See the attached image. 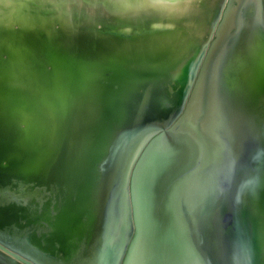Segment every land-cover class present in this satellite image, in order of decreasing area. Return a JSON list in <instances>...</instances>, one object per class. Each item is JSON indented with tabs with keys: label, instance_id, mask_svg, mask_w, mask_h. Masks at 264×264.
<instances>
[{
	"label": "water",
	"instance_id": "1",
	"mask_svg": "<svg viewBox=\"0 0 264 264\" xmlns=\"http://www.w3.org/2000/svg\"><path fill=\"white\" fill-rule=\"evenodd\" d=\"M247 17L264 44V0H0V72L27 66L20 90L44 83L46 99L67 98L51 135L53 107L27 126L39 156L25 154V169L0 165L1 262L264 264V96L251 88V107L233 105L236 84L221 72ZM159 44L171 47L148 59ZM152 62L173 79L155 76L160 92L146 108L139 91L151 81L139 71ZM111 68L131 73V104L108 109L96 97ZM81 78L93 89L78 103ZM128 105L132 117L145 113L116 134L109 124Z\"/></svg>",
	"mask_w": 264,
	"mask_h": 264
},
{
	"label": "bare ground",
	"instance_id": "2",
	"mask_svg": "<svg viewBox=\"0 0 264 264\" xmlns=\"http://www.w3.org/2000/svg\"><path fill=\"white\" fill-rule=\"evenodd\" d=\"M247 15L250 16V13ZM246 22L247 24L245 23L243 32L239 38L231 44L229 51L224 56V61L221 66V72L223 75H225L224 77L227 78L228 82L231 81L232 83L237 84L236 88L238 87L239 83L242 82L243 77L245 78L246 76H249L248 73L253 68V64L250 61H252V59L255 60L256 58L258 61H260V59L264 60V56H262V53L260 52L264 49V44L259 35L261 33L257 32V27L255 28L252 25L251 28L252 21L250 17H247ZM90 33L93 36V39L91 40L93 41L95 39L100 43L101 38H98L97 30H90ZM84 43L86 42H83V44ZM112 46L113 44H111L110 48H108L112 54H118V52L122 50V47L120 46H117V50L111 48ZM125 55L126 54H122L121 56L124 58ZM123 58H121V60H123ZM0 66H5V64L0 62ZM256 68L258 67L256 66ZM33 73L34 71L32 70L30 72L27 66L19 67L15 71H12L9 68L6 72H0V165L3 163H9L10 166H13L11 163L13 162L17 168L25 169L26 167L24 163L27 160L25 154L32 155V158L39 156L38 149L41 147L42 143H36V140H34L36 143L35 145L28 143V138L29 141H31L38 137V135H36L34 131H32V133H28L27 131L29 130L27 129V126L34 122H36L37 126H40V123H42L41 119H43V117H41L42 112L48 113L50 108L53 107L51 111L52 115L49 116L51 120L49 119L50 124L48 126V131H50L51 135V133L54 132L57 120L59 121L58 115L61 114V106L64 104V101H66L65 99H67L65 98V92L63 93V96L59 95V97L57 96V93H48L53 96L51 99L49 97L46 99V94H44L46 92L44 83L37 85L40 87H35L32 85L30 96H28L27 91L20 90L19 88L22 87L21 85H24V82L27 83L28 81L29 83L27 76L29 74L32 76ZM15 77L19 79H16L15 81ZM261 77L262 76H256L254 81H257ZM13 81L15 83H13ZM57 100L59 101L57 102ZM236 101L238 103L240 102L238 99ZM23 132L28 134L25 135ZM28 144H30V147L32 148V150H30L31 154L29 151L20 150L18 148L19 146L26 148ZM0 168L1 173L2 166ZM34 224H36V221H31V225L34 226ZM28 231L29 229H27L25 233L26 238L28 241H31V238L27 236ZM31 243L35 245L33 242ZM36 249H38V247H35L34 250ZM91 263L104 264L100 261Z\"/></svg>",
	"mask_w": 264,
	"mask_h": 264
},
{
	"label": "rangeland",
	"instance_id": "3",
	"mask_svg": "<svg viewBox=\"0 0 264 264\" xmlns=\"http://www.w3.org/2000/svg\"><path fill=\"white\" fill-rule=\"evenodd\" d=\"M170 47H171V45H167V44L166 45L159 44L158 46L152 45L151 49L148 52H146V55L148 56V59L152 60L154 56H156V55L161 56L164 53H166ZM252 61H250V62L253 64V68L248 73L249 76L242 78V82L239 83V85H238L239 88H236V91L234 92V95L237 98L234 97V100L232 101L233 105H237V106L240 105V107H242V108L245 106L247 107V104H249L248 107H251L253 104V103H251L250 100L247 101V99H244L246 97V95H245L246 92H251V88H252L253 94L257 95L256 97L258 100L261 98L259 96V94L264 96V66H263L264 63L262 62L263 59H260V61H258L256 58L255 60L252 59ZM163 62H165V61H161L160 64ZM256 66L258 68H256ZM155 67L156 66L152 62V64H150L148 67H146L144 69H140V71H139L141 74L145 75L146 78H150L151 82L148 84L147 88L148 87L152 88L155 84V82L153 81L155 76L157 74L165 71V69L158 70ZM155 69H157V70H155ZM130 75H131V73H129V71H124V73L122 74L121 72H118V71L116 72L114 70H113V72L111 71L108 73L107 78H105V76H106L105 75L102 79V86L100 83L97 87L98 93H97L96 97L100 98L99 102L101 103V100L104 99L107 101V103L111 102L114 106L120 108V107L126 105V103L131 104L132 99H137L138 94L134 91L133 87L132 86H130V87L128 86V88L125 87V84L130 79ZM256 76H262V77L259 78L257 81H254V78ZM159 77L161 80H164L165 83H167L168 80L171 83L172 78H168L169 75L166 76L163 73H161V75ZM167 78H168V80H167ZM257 82H259V83H257ZM92 89H93V86L90 82L86 81L83 78L78 79V84H77V90L78 91L76 90L77 91L76 95L78 97V103H79V101H81V99L83 97H85L84 95L90 93L92 91ZM242 92H243V94H242ZM237 99H238V101H240L239 103L236 101ZM135 102H136V100L133 101V103H135ZM259 102H262L264 104V101H259ZM242 103L244 106L242 105ZM132 107H133L132 105H128L126 112L124 109L123 113H124V115H126V119L132 117L131 113H129L130 111L133 110ZM262 117H263L262 120H264V116H262ZM131 120L132 119L128 120V122L130 123L129 126L126 122L128 128L132 124ZM126 129H127V127H125L124 131H126ZM137 133H139V132H137ZM139 135H141V133L137 134V136H139ZM133 138H134V136H131V139L126 142L124 148L122 149L123 152L128 151L127 147L129 146V143H130V141L133 140ZM132 146L134 147V144H132ZM21 178H24V176H21ZM244 194H245V191H241V193H240V196H241L240 203L241 204L243 203ZM248 203H249V200H248ZM250 203L251 204L253 203L254 209H256L258 207V204H259L255 201V198H253V197L250 199ZM263 208H264V206H263ZM261 209H259V211H258V216H261L264 218V209H262V210ZM241 215L245 219L246 216H245V212L243 209L241 211ZM3 222L9 227L13 226V221L10 219H5V220H3ZM239 222H241L240 225L242 226L243 220L240 219ZM261 222H263V221L257 220L254 224L255 225L259 224V225L263 226V223H261ZM33 238H34L35 243H37V241H38L39 246H43L44 244H47L43 237L40 238L38 235L35 234V236H33ZM38 238H40V239H38ZM79 259H80L79 256L77 258L75 257L74 260H73V258H71L70 262L74 261V264H75V262L78 263ZM96 259H97V261H103L104 262V258L102 256H96Z\"/></svg>",
	"mask_w": 264,
	"mask_h": 264
},
{
	"label": "flooded vegetation",
	"instance_id": "4",
	"mask_svg": "<svg viewBox=\"0 0 264 264\" xmlns=\"http://www.w3.org/2000/svg\"><path fill=\"white\" fill-rule=\"evenodd\" d=\"M115 68V67H114ZM113 68H111L110 69V71L109 72H113V70H112ZM173 75V74H172ZM175 76V75H174ZM173 79V78H172ZM133 81H135V79H133ZM185 85H187V83L185 84ZM156 87L157 86H153L152 88H150V87H148L147 88V90H145V93L142 91V90H140L139 92H140V94L141 93H143V95H147L144 99H141V102L139 103V104H142V105H144V106H146V108L148 107V103H150V102H152L153 101V103H154V98L156 97V93H158V92H160L158 89H156ZM158 90V91H157ZM168 91H170V90H167V92ZM166 92V93H167ZM143 97V96H142ZM141 98V97H140ZM152 100V101H151ZM108 105V109H110V108H112V106H114L111 102H108L107 103ZM138 105V104H137ZM116 107V106H115ZM168 108V107H167ZM169 109V108H168ZM112 110V109H111ZM171 110V109H170ZM154 111H156V110H154ZM112 112V111H111ZM145 113V112H144ZM143 112H140V113H138V114H136L135 116L133 115V117H131V118H128V119H121V120H118L117 122H113V123H110L109 125H110V128H112V124H113V129H115L116 131V134L117 133H119V132H123L124 131V129H125V127H127L128 128V126H129V122H128V120H130V119H132L131 121H132V124H131V126L134 124V123H136L137 122V120L144 114ZM142 118V117H141ZM136 119V120H135ZM111 120V118L109 119V121ZM152 121L153 122H150V123H153V125L154 124H158L159 125V123H161L162 122V120H160V119H158V118H154V119H152ZM126 122H127V124H128V126H127V124H126ZM138 126V125H137ZM155 137V136H154ZM118 138V137H117ZM153 140V139H152ZM151 140V141H152ZM0 264H12V263H3V262H1V260H0Z\"/></svg>",
	"mask_w": 264,
	"mask_h": 264
}]
</instances>
